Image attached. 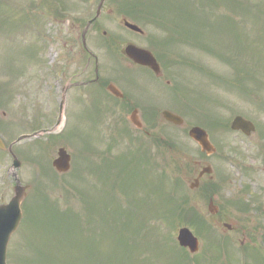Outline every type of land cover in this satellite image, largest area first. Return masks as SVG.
<instances>
[{
	"label": "rangeland",
	"instance_id": "rangeland-1",
	"mask_svg": "<svg viewBox=\"0 0 264 264\" xmlns=\"http://www.w3.org/2000/svg\"><path fill=\"white\" fill-rule=\"evenodd\" d=\"M98 1L65 0L67 7L64 10H59L58 16L51 9V0H5V3L0 2V88L5 87V96L8 101L7 105L0 104V121L3 124L0 126L3 127L0 133L6 143L15 140L21 133H30L48 126L51 127V121L57 119L59 109L57 112L56 106L59 101V87L64 84L66 76L78 72L85 63L87 55L82 54L79 35L83 24L93 16ZM239 1L244 7L249 5L250 14L231 11L230 15L237 19L240 29L242 28V31L233 28L232 34L238 35L236 42L240 38L239 35L245 34L254 40L256 33H260L264 23V0ZM15 4H19L20 9H17ZM109 7L110 2L107 0L99 18L94 22L99 27V31L95 32L94 27L90 26L86 35V45L97 56L99 68V62L107 56L109 50L104 44L102 30L108 36H118L116 38L119 39L127 38L126 35L133 37L130 33H124V29L119 23L120 17L112 7L113 13H108ZM138 25L145 34H160L154 27L142 26L140 23ZM211 45L217 47L216 42H211ZM231 45L232 41L228 36L223 51H226L227 46L230 49ZM256 46V53L261 58V62L257 60L259 57L251 52V49L241 53V62H247V68L251 74L260 77V81L264 82V71L262 72L264 46L261 45V42H258ZM169 51L171 53L169 57L173 60L178 59L180 63L168 67L172 72V75H169L171 84L168 89L155 88L157 83L159 85L161 83L145 76V74L141 75L142 78H138L131 76L134 73L131 71L119 70L117 72L130 75V83L155 88L153 93L165 104L168 102L177 104V97L179 101H185L180 92L171 91L170 87L175 85L176 87L183 86L193 92L189 98L185 97L192 107H194L195 98L198 96H200L199 98L215 96V99L223 104L218 111L220 116L228 118L230 121L234 115L240 114L254 122L256 132L248 138L237 132H218L214 137L209 134L217 152L215 155L200 157L197 154L196 144L188 138L185 131L196 123L194 115L192 111L185 110L186 108L179 104L181 107L179 114L183 117L184 124L176 127L160 121L156 128H152V134L163 136V138L173 137L172 139L177 143L185 144L189 149V152L186 153L187 156L196 158L195 161L198 164L196 172L203 164H210L213 169L212 180L215 183H221L220 174L223 173L226 183L217 190L215 198L217 204H220L224 198L239 195L245 185L249 186L250 195L246 196V199L258 196L264 187V159L259 155V152L262 151L259 128L260 125L264 126V110H258L259 108L256 107V95L252 94L247 97L241 91H237L239 90L237 87L220 83L221 81H218L215 76H221L223 80H231L235 74L232 68L224 66L210 55L180 43L175 44ZM110 59L113 60L112 57ZM50 66L56 67L55 70L61 69L62 73L65 71V76L61 77L58 72L57 75H51ZM89 69H93L92 58ZM121 69H123L122 66ZM69 92L71 94H67L68 103L66 100L67 106L63 110V119L61 118L58 128L52 133H61L58 140L52 139L49 142L47 139H43L40 141L43 143H33L34 139H32L22 141L13 147L14 153H17L21 162L17 169L18 176L22 184H29L30 189L21 204L22 216L19 227L8 244L6 256L8 264H112V260L120 261V254L128 255L127 252L119 253L118 234L113 228H109L110 226H107L104 220H100L102 217L101 200L111 199L114 194L118 203L129 207L126 201L127 196H124L119 190L111 189L112 174L106 177L103 173L100 180L98 173L99 170H103V163L106 164L112 159L117 160L116 157H120L124 153V156H128L126 150L129 147L135 151L137 141L132 140L130 143L127 137L121 138L120 142L114 144L109 151L107 147L110 144L113 145L111 137L115 128L121 125L127 127L128 124L123 119L116 118L114 112L105 111L107 106L112 105L111 103L101 104L102 110L110 117L101 121L94 115L93 109L88 106L92 102L95 104L93 97L83 99L77 88H72ZM99 93L102 96L99 101L102 103L105 95L101 91ZM184 93H187V90H184ZM259 95L264 100V91H261ZM1 112H4V115ZM62 127L65 133L62 132ZM129 129L134 135L141 136L140 133L135 132L134 128L129 127ZM142 140L147 144L146 148L151 158L149 179H155L163 172L169 176V182L173 181L174 177L180 176L172 165L171 150L158 148L153 144L151 137ZM231 146L237 147L241 154L233 156L228 154V147ZM59 147H64L70 154L71 168L65 174L57 173L55 184L51 181V175L54 177L51 161L56 156V150ZM177 159L182 160L180 154H177ZM10 161L6 154L3 155L0 152V204H6L12 196L13 181L7 177ZM142 167L145 168V165L143 164ZM260 167H262L261 170ZM186 175L188 174H185V179ZM147 177L148 172H142L139 182L147 183ZM206 179V176L203 177L202 183L206 182ZM102 180L104 181L102 182ZM68 185L75 187L82 195L90 196V199H86V203H89L88 207L92 216L88 221L89 225H86V230L87 226H93L94 234L89 231V235L87 232L86 236L81 234L84 239L79 238L76 233H67L64 236L56 234L53 232V226H51V230L47 229L48 226L45 223V209L54 207L56 211L62 212L70 205H74L75 210L81 211L83 216L89 219L91 213L84 209L83 197H80ZM104 191H107V196L103 195ZM138 194L143 195L144 193L136 187L135 196L138 197ZM251 203L256 202L252 201ZM193 204L200 213L207 216V203L196 200ZM28 216H32L31 222ZM236 216L238 217V215ZM80 219L83 223L82 218ZM229 221L231 222L230 219ZM157 224V230L153 232L157 233L159 240L162 241L159 233L162 231L167 233L171 227L161 219H151V227H155ZM213 224L216 226L214 222ZM216 227L219 229V225ZM177 229L176 227L171 230L174 239ZM214 229L218 233L215 227ZM219 230L223 232V230ZM169 234L171 233H167V235ZM145 238H147L146 235L142 237V240L147 244ZM148 238L150 242L154 241L152 235ZM199 243L198 254L201 255L204 252L203 238H199ZM73 244L79 246L74 247ZM145 244L136 248L131 245V255L140 258L138 252L144 251ZM89 245L94 248L91 249ZM145 251L142 254L144 259L149 254V251ZM133 256L123 262L134 264ZM155 256L161 257L159 254ZM239 256L238 252L234 257L236 261L232 264H242Z\"/></svg>",
	"mask_w": 264,
	"mask_h": 264
},
{
	"label": "flooded vegetation",
	"instance_id": "flooded-vegetation-1",
	"mask_svg": "<svg viewBox=\"0 0 264 264\" xmlns=\"http://www.w3.org/2000/svg\"><path fill=\"white\" fill-rule=\"evenodd\" d=\"M135 45L148 49L154 55L160 68L157 76L149 68L134 64L123 54L122 48H119L117 51L120 64L128 70L132 68L140 70L139 74H145L149 77L153 75L160 82L164 81L167 84V72L160 61L164 53L162 45L160 44V47H158V43L152 45L142 40ZM88 61L80 74L74 73L69 77L68 82L70 84L76 83L80 86L95 84L93 89H98L105 96L116 99L113 100L121 107V114L124 119L131 115L134 119H140L144 127L139 132L144 136L149 135L151 128L148 122L158 120L162 111L165 110L163 101L159 100L158 96L153 93L155 88H159V86L155 88L142 87L141 85L130 83V75L118 73L115 69L108 67V62L106 61L102 63L106 65L105 69L101 67L98 72L95 58L93 71L87 72ZM131 76L139 78V75L132 74ZM112 82L122 90V98H116L108 92L107 86ZM260 193L257 197V203L248 204L247 209L243 211L237 208L233 210V204L229 202L226 203L225 210H221L220 205H218L219 210L212 216V225L214 227L219 225V229L223 230L224 233L222 232V236L220 237L214 235L212 240L218 239L223 244H230L231 247L234 243H238L242 259L248 262L258 261L264 264V188L261 189Z\"/></svg>",
	"mask_w": 264,
	"mask_h": 264
},
{
	"label": "trees",
	"instance_id": "trees-1",
	"mask_svg": "<svg viewBox=\"0 0 264 264\" xmlns=\"http://www.w3.org/2000/svg\"><path fill=\"white\" fill-rule=\"evenodd\" d=\"M183 6L181 8H173L171 11L173 16H165L166 18L172 17L175 19H180L182 21L192 22L198 21L200 23V27L205 30H208V34L210 32L214 33H221L220 36H224L226 30H233L235 26V22L233 18L229 15V10L232 7L234 11L241 12V5L240 2L237 0H182ZM129 9V8H128ZM130 10V9H129ZM249 13V9L245 10ZM120 13H124L125 15L131 16L133 15L128 10H125L124 7H120ZM141 12V10H140ZM207 15H210L212 18L215 19L214 23H205ZM164 18V17H161ZM187 27V26H183ZM180 27L181 36L185 41L191 33L183 28ZM205 28V29H204ZM219 37L220 40L224 39ZM264 39V25L261 29V35ZM238 35L236 36L237 41ZM255 41L247 40L241 41L238 39L237 48L238 49H246L251 48L254 45ZM216 59L223 62V64L233 63V58H230L226 55V53H214ZM177 180L174 182V185H177ZM172 195L171 193H167V196ZM186 203V198H183L181 204ZM51 226L53 229L57 230L61 233H70L76 227L80 228L79 223V216L75 215L72 209L67 208L62 212L55 211L51 213ZM139 231H136V234L139 235ZM171 264H191L188 260L186 261V255H178L176 261Z\"/></svg>",
	"mask_w": 264,
	"mask_h": 264
},
{
	"label": "water",
	"instance_id": "water-1",
	"mask_svg": "<svg viewBox=\"0 0 264 264\" xmlns=\"http://www.w3.org/2000/svg\"><path fill=\"white\" fill-rule=\"evenodd\" d=\"M103 0H101L97 13L100 9ZM128 27L134 30H139L136 26L125 23ZM126 53L131 57L135 62L141 63L144 65H148L155 69V61L149 54V52L145 50H141L135 48L131 45L127 46ZM144 54V55H143ZM167 119L173 120L176 122L178 117H175L169 113H164ZM232 129H242L243 131L249 133V131L253 130V125L242 119L241 117H235V119L231 123ZM190 136L193 137L203 149L211 150L212 147L209 145L206 139V134L200 128H192L189 132ZM29 136H22L19 138H27ZM0 147L3 148V144L0 142ZM10 149V148H9ZM213 150V149H212ZM19 162L14 163V167H17ZM53 166L59 172H65L69 169V155L65 152L63 148L58 150V157L54 159ZM203 171L209 172V169L205 168ZM27 186H22L18 179H16L15 186L13 188L14 195L7 206L0 208V264H4V251L5 244L7 242L9 234L15 229L19 220V205L23 198L26 195ZM177 240L179 241L181 246H187L191 252H194L197 248L196 239L192 236V234L186 229L182 228L179 230Z\"/></svg>",
	"mask_w": 264,
	"mask_h": 264
}]
</instances>
